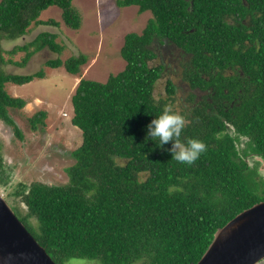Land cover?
Segmentation results:
<instances>
[{"label": "trees", "instance_id": "1", "mask_svg": "<svg viewBox=\"0 0 264 264\" xmlns=\"http://www.w3.org/2000/svg\"><path fill=\"white\" fill-rule=\"evenodd\" d=\"M72 1L1 0L0 50L3 40L24 37L31 25L57 27L39 19L50 7L60 9L65 26L78 31L81 14ZM116 5L137 7L151 18L140 34L125 35L121 72L105 83L80 80L71 97V124L81 131L82 143L71 152L68 180L21 184L13 193L26 208L19 220L55 264L70 259L197 264L219 228L264 201V179L253 163L264 161V0H117ZM44 48L63 51L56 35L46 32L9 52L24 53L20 63L7 62L24 67ZM160 49L164 56L166 50L177 52L176 75L190 91L180 112L186 121L180 139L206 145L191 165L172 159L170 143L157 148L158 140L147 137V125L171 107L179 90L170 78L174 71L158 60ZM87 61L79 54L46 66L78 76ZM164 77L167 97L155 100ZM43 78V71L0 70V120L20 139L8 109L21 110L26 102L10 97L5 85ZM45 118V112L36 113L31 129L43 126Z\"/></svg>", "mask_w": 264, "mask_h": 264}, {"label": "rangeland", "instance_id": "2", "mask_svg": "<svg viewBox=\"0 0 264 264\" xmlns=\"http://www.w3.org/2000/svg\"><path fill=\"white\" fill-rule=\"evenodd\" d=\"M1 1V0H0ZM117 0H73L72 4L81 14V28L73 31L65 26L61 19V10L50 7L44 11L40 20L43 22L55 21L58 26L31 25L27 34L14 41H2L0 57L4 64L0 70L6 74L30 75L39 71L44 72L43 79H34L32 82L16 86L6 84V93L13 98H21L26 102L23 109H8V114L19 127L23 139L16 136L11 127L0 120V153L3 158V169L0 180L7 183L0 185V193L8 202L18 219L26 214V208L20 197L13 193L20 189V185L29 186L40 182L49 185L64 184L68 177L66 169L74 164L71 152L82 143L81 131L71 124L73 96L80 80H91L105 83L110 75H116L125 68L120 50L125 35L140 34L147 21L151 18L149 12L140 14L137 7L119 8ZM56 35V43L63 47L61 55L51 52L48 48L37 52L29 62L20 67L7 61L20 63L24 53L10 55L9 52L16 46L24 45L34 40L41 33ZM172 53V54H171ZM169 51L165 54L163 63L173 72L171 80L178 85L171 108L180 114L182 107L188 105V87L181 83V67L177 59V52ZM79 54L88 58L81 67L78 76L68 74L63 67L50 69L46 63L60 58L63 62ZM163 55V53H162ZM172 59V60H171ZM160 61V59L158 58ZM168 77L161 79L155 87L154 98H166L165 83ZM46 113L44 125H38L33 131L29 119L36 113ZM258 162V174L264 179V161ZM252 161L250 166H252ZM12 195V196H11ZM34 225V221L31 220ZM64 264H99L96 260L70 259ZM133 264H142L136 261ZM259 264H264V260Z\"/></svg>", "mask_w": 264, "mask_h": 264}, {"label": "water", "instance_id": "3", "mask_svg": "<svg viewBox=\"0 0 264 264\" xmlns=\"http://www.w3.org/2000/svg\"><path fill=\"white\" fill-rule=\"evenodd\" d=\"M264 260V201L219 228L197 264H259ZM0 264H55L0 193Z\"/></svg>", "mask_w": 264, "mask_h": 264}, {"label": "clouds", "instance_id": "4", "mask_svg": "<svg viewBox=\"0 0 264 264\" xmlns=\"http://www.w3.org/2000/svg\"><path fill=\"white\" fill-rule=\"evenodd\" d=\"M185 124L182 115L165 106L147 125V137L158 140L157 148H163L170 143L171 147L167 151L171 153L172 159L191 165L205 152L206 145L198 139H187L186 142H182L180 137Z\"/></svg>", "mask_w": 264, "mask_h": 264}, {"label": "flooded vegetation", "instance_id": "5", "mask_svg": "<svg viewBox=\"0 0 264 264\" xmlns=\"http://www.w3.org/2000/svg\"><path fill=\"white\" fill-rule=\"evenodd\" d=\"M162 51H163L162 49H160L159 51H157V53H158V58L160 59V62H161V63H163V60H164V57H165L164 55H162V53H161ZM165 52L168 53L169 51L166 50ZM165 58H166V57H165Z\"/></svg>", "mask_w": 264, "mask_h": 264}]
</instances>
